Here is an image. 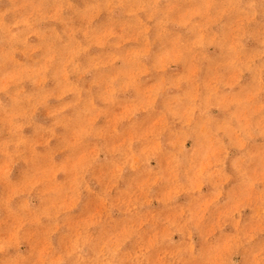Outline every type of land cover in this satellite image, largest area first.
I'll return each instance as SVG.
<instances>
[{
	"label": "rangeland",
	"instance_id": "374dc122",
	"mask_svg": "<svg viewBox=\"0 0 264 264\" xmlns=\"http://www.w3.org/2000/svg\"><path fill=\"white\" fill-rule=\"evenodd\" d=\"M0 264H264V0H0Z\"/></svg>",
	"mask_w": 264,
	"mask_h": 264
}]
</instances>
